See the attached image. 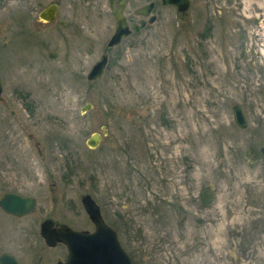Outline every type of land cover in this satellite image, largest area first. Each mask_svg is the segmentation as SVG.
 I'll return each instance as SVG.
<instances>
[{"label": "rangeland", "instance_id": "374dc122", "mask_svg": "<svg viewBox=\"0 0 264 264\" xmlns=\"http://www.w3.org/2000/svg\"><path fill=\"white\" fill-rule=\"evenodd\" d=\"M121 1L130 28L156 19L107 49ZM51 4L55 21L39 23ZM0 76V194L17 177L38 199L30 219L91 230L90 195L132 264H264V0H190L181 14L159 0H0Z\"/></svg>", "mask_w": 264, "mask_h": 264}, {"label": "water", "instance_id": "95a60500", "mask_svg": "<svg viewBox=\"0 0 264 264\" xmlns=\"http://www.w3.org/2000/svg\"><path fill=\"white\" fill-rule=\"evenodd\" d=\"M162 6L173 7L178 13L186 12L190 7V0H160ZM124 5L122 1L118 9L115 11L114 21L115 29L110 38L107 48H113L126 39L132 32H139L144 26L145 21L140 22V26H133L131 29L127 23L124 15ZM155 4L153 2L138 9L135 14L142 17H148L152 12ZM58 6L51 4L44 8L38 14V22L52 23L56 19ZM155 21V16H150L149 23ZM108 63V54L104 53L99 60L90 68L86 75V80L93 82L102 78L106 65ZM3 86L0 77V102H2ZM92 108L91 104H86L81 113L84 114ZM233 119L236 126L240 129L247 127L245 115L239 105L232 108ZM108 135V130L105 127L101 128V133H94L86 141V146L94 150L99 147L102 139ZM262 158V165L264 169V147L259 150ZM5 203L3 207L16 215H24L30 213L35 201L32 198H22L13 194H6L4 196ZM81 203L88 215L89 219L95 225V231L89 232H75L69 230L67 227L62 229H52V223L47 222L43 225L42 237L47 246L52 247L55 243L60 242L67 247L68 259L65 263L58 264H132L129 256L121 246L115 232L105 224L102 219L99 207L91 196L86 195L82 198ZM62 231H65L63 233ZM0 264H19L11 256L4 255L0 258Z\"/></svg>", "mask_w": 264, "mask_h": 264}, {"label": "flooded vegetation", "instance_id": "af4514ba", "mask_svg": "<svg viewBox=\"0 0 264 264\" xmlns=\"http://www.w3.org/2000/svg\"><path fill=\"white\" fill-rule=\"evenodd\" d=\"M15 179H16L15 181L11 182L15 186L5 187L4 189L6 190L2 194H0V258L4 255H8V256L13 257L15 261H17L19 264H42L40 261H36L35 259V257L37 256V255L35 256V250H39V249L41 250V248L44 250V252L45 251L48 252L49 250H55L57 248H61L63 249V251L67 253V256H68L67 248L62 243L57 242L52 247H49L46 245L45 240L42 237V229H43V225H46L48 221H52L51 222L52 229H62L61 227H67L74 231L93 232L95 230V226L89 220L88 217H87L88 222L92 226L91 230L73 229L65 223L57 222L56 219L52 217L51 215H49L48 213H46L43 216L42 220H39L38 218L30 219L36 211L38 199L32 196H23L18 191H15L16 185L21 183V181L17 177H15ZM6 194L18 195L24 198H33L35 201L33 210L30 213H27L21 216L16 215L15 213L9 210L7 211L2 205L6 201L4 200V195ZM99 210L101 212V209ZM103 220L117 235V231L114 229V227L108 224L104 218ZM62 232L65 233V231H62ZM23 237H25L24 240L22 239ZM117 238H118V235H117ZM8 241H10L15 247L14 252H11V251L8 252L4 250ZM24 245L26 246V248ZM29 249L31 253L28 252ZM30 254H31V257H30ZM67 256H66V260H67Z\"/></svg>", "mask_w": 264, "mask_h": 264}, {"label": "bare ground", "instance_id": "6f19581e", "mask_svg": "<svg viewBox=\"0 0 264 264\" xmlns=\"http://www.w3.org/2000/svg\"><path fill=\"white\" fill-rule=\"evenodd\" d=\"M123 2H124V1H123ZM124 3H125V2H124ZM119 4H120V3H119ZM118 7H119V5H118ZM124 9H125V5H124ZM114 15H115V14H114ZM127 23H128V22H127ZM129 28H130V26H129ZM131 28H132V27H131ZM131 28H130V29H131ZM114 29H115V27H114ZM113 33H114V32H113ZM112 35H113V34H112ZM111 37H112V36H111ZM111 37H110V38H111ZM246 122H247V121H246ZM101 142H102V141H101Z\"/></svg>", "mask_w": 264, "mask_h": 264}]
</instances>
